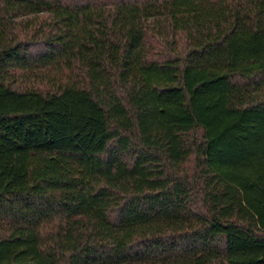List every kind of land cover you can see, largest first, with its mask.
<instances>
[{"label":"trees","instance_id":"16d2710c","mask_svg":"<svg viewBox=\"0 0 264 264\" xmlns=\"http://www.w3.org/2000/svg\"><path fill=\"white\" fill-rule=\"evenodd\" d=\"M0 264H264V0H0Z\"/></svg>","mask_w":264,"mask_h":264}]
</instances>
